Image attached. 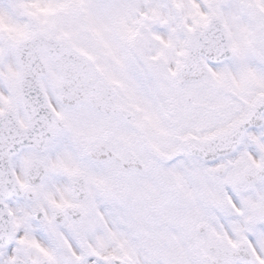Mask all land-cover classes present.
I'll list each match as a JSON object with an SVG mask.
<instances>
[{
  "label": "snow or ice",
  "instance_id": "1",
  "mask_svg": "<svg viewBox=\"0 0 264 264\" xmlns=\"http://www.w3.org/2000/svg\"><path fill=\"white\" fill-rule=\"evenodd\" d=\"M0 264H264V0H0Z\"/></svg>",
  "mask_w": 264,
  "mask_h": 264
}]
</instances>
